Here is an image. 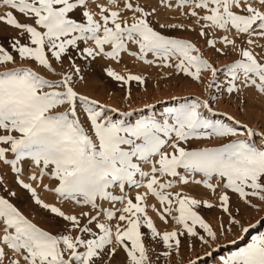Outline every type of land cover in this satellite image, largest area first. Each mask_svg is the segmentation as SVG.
I'll return each mask as SVG.
<instances>
[{
	"label": "snow or ice",
	"instance_id": "6c2138e0",
	"mask_svg": "<svg viewBox=\"0 0 264 264\" xmlns=\"http://www.w3.org/2000/svg\"><path fill=\"white\" fill-rule=\"evenodd\" d=\"M0 9L15 32L0 38V264H201L182 251H218L234 228L256 226L242 223L241 205L264 212V123L218 106L243 115L251 96L264 114V0H0ZM125 57L190 79L204 98L121 110L81 90L102 61L122 102L133 83L147 92L148 76ZM37 210L47 227L31 218ZM205 210L220 213L215 225ZM221 264H264V234Z\"/></svg>",
	"mask_w": 264,
	"mask_h": 264
},
{
	"label": "rangeland",
	"instance_id": "374dc122",
	"mask_svg": "<svg viewBox=\"0 0 264 264\" xmlns=\"http://www.w3.org/2000/svg\"><path fill=\"white\" fill-rule=\"evenodd\" d=\"M142 2L154 3L155 0H142ZM0 10V14H2L4 9ZM8 35L10 34H6L5 36L0 35V38H4ZM186 35L195 39V37L190 33ZM223 62L226 61H222L221 63ZM122 64L128 65V68L135 73L148 76V82L146 85L147 92H144L141 87H138L135 83H133L131 85L133 100L130 103L127 101L122 102L121 97L123 95V89L116 82L104 77L101 72V67L103 66L102 61H98L94 65V72L87 77L88 83L83 86L81 90L85 94L100 100L102 103L120 107L121 110L140 109L144 107L145 103H151L155 105V111L159 112L166 107L175 106L185 97L188 99H192L197 96L204 98V95H202L203 88L193 83L190 79L183 78L182 75L181 77L170 76L165 79L164 77L167 73L172 71L170 69H148L139 64V62H134L128 57L124 58ZM113 66L116 67L117 71L123 72V68L121 66ZM248 105V111L243 115H239L237 113V109L228 104L222 103L218 107L220 111H226L229 114L236 115L238 119L251 123L253 127H259L261 123H264V114L258 110L253 111V108L255 107L256 109H259L260 105L257 104L251 96L249 97ZM136 115L138 114L134 113V116L130 117V119H134ZM214 144L215 142L204 143L199 146H214ZM8 179L10 183L12 179L11 176H9ZM47 182L48 181L46 180L45 183ZM190 191H192L193 194L207 196L204 190L200 188H192ZM19 194L21 199L25 202V209L23 210L28 211L27 204L30 203L28 200V194L24 192H20ZM39 194L46 202H51L53 200V197L49 193L40 192ZM241 212L243 213L242 223L245 226H248L249 224L256 225L255 227L250 228L248 233L242 234L238 228H234L231 234H229L226 238L221 237V239L217 242V245L213 246L219 247L218 251L213 252L211 248L198 246L195 252L189 253L185 249L182 251L181 255L186 259L188 257L195 258L196 256H200L201 264H221L223 258L239 250V248L245 247L248 243H251L253 237L264 234V221H261L259 224L256 223L257 220L264 217V212H255L250 209H245L242 205ZM203 214H205L206 218L214 225L217 223L216 217L220 215L217 210H211L210 212L205 210ZM31 218H33L34 222L42 227H47L50 223L48 214L43 211L37 210ZM226 220L227 218L225 217V222ZM157 226L162 228V225L158 220ZM207 253H211V255H207ZM176 259L179 260L180 257H177Z\"/></svg>",
	"mask_w": 264,
	"mask_h": 264
},
{
	"label": "bare ground",
	"instance_id": "6f19581e",
	"mask_svg": "<svg viewBox=\"0 0 264 264\" xmlns=\"http://www.w3.org/2000/svg\"><path fill=\"white\" fill-rule=\"evenodd\" d=\"M1 11V10H0ZM15 34V32H13L11 29H4L2 25H0V35L5 36L6 34H10V35ZM9 181V179H8ZM11 183V181H10ZM51 195V194H50ZM24 197V196H23ZM264 233V232H263Z\"/></svg>",
	"mask_w": 264,
	"mask_h": 264
}]
</instances>
